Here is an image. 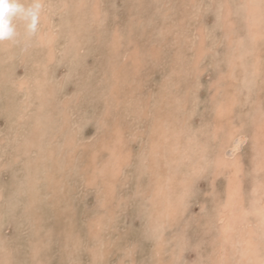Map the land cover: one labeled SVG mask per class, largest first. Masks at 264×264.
Masks as SVG:
<instances>
[{"label":"rangeland","instance_id":"374dc122","mask_svg":"<svg viewBox=\"0 0 264 264\" xmlns=\"http://www.w3.org/2000/svg\"><path fill=\"white\" fill-rule=\"evenodd\" d=\"M43 5L0 41V264H264V0Z\"/></svg>","mask_w":264,"mask_h":264},{"label":"clouds","instance_id":"9594fccd","mask_svg":"<svg viewBox=\"0 0 264 264\" xmlns=\"http://www.w3.org/2000/svg\"><path fill=\"white\" fill-rule=\"evenodd\" d=\"M43 0H0V41L17 37V24L22 21L29 34L35 33L43 10Z\"/></svg>","mask_w":264,"mask_h":264},{"label":"bare ground","instance_id":"6f19581e","mask_svg":"<svg viewBox=\"0 0 264 264\" xmlns=\"http://www.w3.org/2000/svg\"><path fill=\"white\" fill-rule=\"evenodd\" d=\"M250 9V8H249ZM251 12V11H250ZM231 15V14H230ZM49 22V21H48ZM258 30V29H257ZM262 33V32H261ZM259 36V35H258ZM260 37V36H259ZM258 37V38H259ZM160 52V51H159ZM155 53V52H154ZM262 53V52H261ZM263 54V53H262ZM146 57V56H145ZM258 72V71H257ZM262 73V72H261ZM7 75V74H6ZM231 85V84H230ZM229 85V86H230ZM238 85V84H237ZM226 86V85H225ZM169 106V105H168ZM175 120V119H174ZM258 124V123H257ZM121 133V132H120ZM173 133V132H172ZM125 135V134H124ZM123 135V136H124ZM113 137H114V135H113ZM123 139V138H122ZM125 141V140H124ZM103 154V153H102ZM48 159V158H47ZM120 159V157L118 156V160ZM167 162V161H166ZM238 164L236 163V165L235 166H237ZM238 167H239V165H238ZM238 167H236L235 169H237ZM234 169V170H235ZM236 173V172H235ZM118 179V178H117ZM235 182H237V179H235ZM88 183H90V182H88ZM178 188V187H177ZM231 188V187H230ZM179 189V188H178ZM232 192H231V197H234V195L237 193V187H235V186H233V188H232ZM230 199V198H229ZM232 199V198H231ZM228 204H230L229 206H230V209H229V211H228V207H226L227 208V211L228 212H230L229 213V215L231 214V216L233 217L234 216V212H235V205H234V201H233V199H232V201H230V203H228ZM256 209V208H255ZM231 216H229L230 218H232ZM223 221V220H222ZM229 228H230V224H227V226H226V229L225 230H229ZM224 232V231H223ZM250 240H251V238H250ZM247 244V243H246ZM253 244V243H252Z\"/></svg>","mask_w":264,"mask_h":264}]
</instances>
